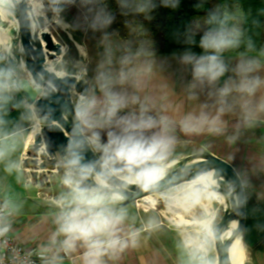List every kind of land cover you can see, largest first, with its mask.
I'll return each instance as SVG.
<instances>
[{
	"label": "clouds",
	"instance_id": "obj_1",
	"mask_svg": "<svg viewBox=\"0 0 264 264\" xmlns=\"http://www.w3.org/2000/svg\"><path fill=\"white\" fill-rule=\"evenodd\" d=\"M115 2L121 15L133 17L125 21L126 37L109 31L116 16L106 0H0V174L23 176L25 162L17 153L30 135L53 160L59 185L46 201L48 234L28 250L12 245L24 203L0 189V264H107L139 249L161 220L149 213L138 221L130 193L149 194L170 209L203 207L198 230L181 234V264H235L233 247L250 248L241 220L264 215L259 204L248 207L251 177L238 170L225 179L224 169L203 158L207 146L181 161L177 133L223 137L231 145L264 126V45L245 27L242 0H222L176 34L183 51L159 58L149 30L135 17L151 20L158 7L175 10L181 0ZM207 3L198 0L194 7L203 10ZM73 7L77 14L69 22L65 14ZM18 22L35 40L53 27L100 33L92 75L87 49L79 45L80 59H66L68 49L61 46L54 59L45 57L43 71L30 70L17 58L24 46L6 31ZM252 24L261 27L257 20ZM177 73L190 79L177 87ZM73 81H82L83 90L71 109L62 105L60 118H53L55 109L40 101L74 91ZM46 128L67 133L55 155L48 151ZM220 209L240 219L221 228ZM255 227L264 231V223Z\"/></svg>",
	"mask_w": 264,
	"mask_h": 264
},
{
	"label": "rangeland",
	"instance_id": "obj_2",
	"mask_svg": "<svg viewBox=\"0 0 264 264\" xmlns=\"http://www.w3.org/2000/svg\"><path fill=\"white\" fill-rule=\"evenodd\" d=\"M77 14L75 7L71 8L66 14V20L71 22L74 16ZM7 34L12 36L15 40L19 41L18 24L13 26L9 24L6 28ZM109 31H116L112 24ZM51 35L55 42L61 47L66 46L68 49L66 59L75 60L80 59V52L78 45L86 47L91 63L89 64L88 75H92V70L96 63V53L98 52V42L100 40V33H92L91 31L85 33L80 30H62L53 27ZM24 60L23 51L17 52ZM46 55V50H45ZM59 55L56 54L55 56ZM48 59V58H47ZM87 62V61H86ZM73 101L75 99V92L72 93ZM180 138L181 145L178 148V152L181 153L180 159L185 156L194 154L203 146L208 147V151L221 157L231 163L235 169L248 171L253 189L251 191L248 207L252 208L259 204L264 209V127H257L245 132L239 141L235 144H228L223 137H204L195 138L191 136H184L182 133H177ZM32 142L28 147L32 146ZM32 154L24 155V172L29 182L36 184L39 193L42 195H56L59 190L57 182V170L53 171L45 177L43 171L38 167L36 168L32 162ZM27 158V159H26ZM36 171V172H35ZM36 174L37 178L32 176ZM136 207L140 209L150 210L160 217L161 223L166 228L171 229L177 240H181V234L189 230H198L196 225L192 224L199 221L203 209L201 206L187 209H170L163 203H158L156 209H146L147 203L141 200L136 201ZM215 208H219L218 205H213ZM164 212V213H163ZM223 210L219 211V218L222 216ZM192 214V216H191ZM184 220V221H183ZM188 220V221H187ZM196 220V221H195ZM193 221V222H191ZM184 222V223H183ZM186 222V223H185ZM183 223V224H182ZM188 223V224H187ZM257 223H264V215L251 216L245 220V226L249 229L245 239L250 248L246 252L244 264H257L256 253L264 245V231L258 230L255 225ZM263 235V237H261ZM258 238V239H257Z\"/></svg>",
	"mask_w": 264,
	"mask_h": 264
},
{
	"label": "crops",
	"instance_id": "obj_3",
	"mask_svg": "<svg viewBox=\"0 0 264 264\" xmlns=\"http://www.w3.org/2000/svg\"><path fill=\"white\" fill-rule=\"evenodd\" d=\"M199 53V52H197ZM172 52L157 53L159 58H170ZM171 71H176L177 65L174 61H170ZM177 87L181 79H190L186 73L181 75L176 74ZM173 86L169 85V90ZM177 100L182 97L177 96ZM188 105H185L187 110ZM11 116L15 118L18 113L11 112ZM264 127V126H263ZM195 138L208 137L207 135L191 136ZM30 135H25L22 141V148L17 155L24 160V155L28 151V147L32 142ZM0 189L11 192L24 203L23 215L17 219L14 225V235L22 242L27 248H35L36 245L46 238L49 230V224L44 218L49 209L46 207L48 195L39 193L36 184L28 181L23 170V176L17 179L15 176H3L0 174ZM146 209H152L147 208ZM154 210V209H153ZM136 215L137 220L143 219L147 214L154 213L150 210L140 209L134 207L132 209ZM264 235V234H263ZM263 235L261 237H263ZM258 239V238H257ZM180 240L176 239L175 233L163 226L158 231L146 236L145 242L139 249H130L123 254H116L115 258L107 259V264H181L182 253L180 249ZM257 264H264V245L256 253Z\"/></svg>",
	"mask_w": 264,
	"mask_h": 264
},
{
	"label": "water",
	"instance_id": "obj_4",
	"mask_svg": "<svg viewBox=\"0 0 264 264\" xmlns=\"http://www.w3.org/2000/svg\"><path fill=\"white\" fill-rule=\"evenodd\" d=\"M17 24L19 31V40L20 43L24 46L23 47L24 60L20 54L17 55V58L22 59L27 64L28 68L33 72L43 71L45 57H47L48 59H54L55 55L59 53L60 46L57 45L51 33H45L41 40H35L34 37H31V34L25 29V27H23L22 22H18ZM45 50H46V55H45ZM73 82L76 83V87L74 91H65L63 94L54 95L51 103H49V101H40V104H48L50 107L55 109L53 118L55 119L60 118L62 105H67V107L71 109L72 101H73L72 93L73 92L78 93L83 90L84 83L82 81L81 82L73 81ZM70 126H71L70 123L65 124V130H70ZM44 132L50 145L48 151L51 155H55V153L59 151L62 148V146L66 145L67 143V139L65 137V135L67 134L66 132L63 133L58 129L48 130L47 128L44 130ZM35 143L36 140L33 138L32 146L27 151V155H31V154L33 155L32 162L34 166L42 170L43 175L45 177H48V175L53 171L57 170V168L55 167L53 160L44 155L43 145L37 147ZM195 155L196 153L185 156L181 161L191 156L194 157ZM92 158L93 156L91 152L86 153V159L90 160ZM203 158L206 161H210L211 165H214L217 168L224 169L225 179H231L235 177V173L237 170L231 163H229L225 159L218 157L217 155L209 151L203 153ZM32 176H34V178H37L36 174H33ZM147 195L149 194L130 193V198L132 200L138 201ZM233 219H240V218L237 217L235 213L231 211V209H229L227 211H223L222 216L217 221V223L220 224L221 228H224L227 226L229 221ZM245 220L246 219L241 220L242 226H245Z\"/></svg>",
	"mask_w": 264,
	"mask_h": 264
},
{
	"label": "trees",
	"instance_id": "obj_5",
	"mask_svg": "<svg viewBox=\"0 0 264 264\" xmlns=\"http://www.w3.org/2000/svg\"><path fill=\"white\" fill-rule=\"evenodd\" d=\"M158 2L159 0H157ZM220 2L222 0H208L205 9L197 10L194 5L198 3V0H181L179 7L175 10L158 7L151 14V20H146L142 16L135 17V19L143 23L149 30L156 53L181 52L186 46L177 42L176 34L182 33L193 18L205 16L207 9H211ZM106 3L109 10L116 16L113 23L114 29L119 32L121 37H126L125 21L133 17L121 15L115 0H106ZM242 5L248 16V23L245 27L249 29L250 35L253 36L258 45H264V15H261V10L264 9V0H242ZM253 20L259 21L261 27L255 28L252 24ZM197 40H199V35ZM193 51L200 52L201 49L193 47Z\"/></svg>",
	"mask_w": 264,
	"mask_h": 264
},
{
	"label": "bare ground",
	"instance_id": "obj_6",
	"mask_svg": "<svg viewBox=\"0 0 264 264\" xmlns=\"http://www.w3.org/2000/svg\"><path fill=\"white\" fill-rule=\"evenodd\" d=\"M58 45V44H57ZM146 197V196H145ZM148 199L145 200L144 197L141 198L140 200L143 201V202H146L148 206H146L147 208H152V209H156L157 205H158V202L151 198L150 195H147ZM202 207V206H201ZM203 209V207H202ZM223 210V209H222ZM224 211V210H223ZM164 213V212H163ZM192 216V214H191ZM184 221V220H183ZM188 221V220H187ZM196 221V220H195ZM193 222V221H191ZM184 223V222H183ZM182 223V224H183ZM186 223V222H185ZM199 221H196L192 224H198ZM188 224V223H187ZM245 256H246V251L240 247L238 244L235 245L232 249V257L233 259L235 260V264H244V261H245Z\"/></svg>",
	"mask_w": 264,
	"mask_h": 264
},
{
	"label": "built area",
	"instance_id": "obj_7",
	"mask_svg": "<svg viewBox=\"0 0 264 264\" xmlns=\"http://www.w3.org/2000/svg\"><path fill=\"white\" fill-rule=\"evenodd\" d=\"M12 245H13V246H18L19 248L24 249V250L32 249V247H31V248H27V247H25V246L22 244V242L18 239V237L15 236V235H14V239H13V241H12Z\"/></svg>",
	"mask_w": 264,
	"mask_h": 264
}]
</instances>
